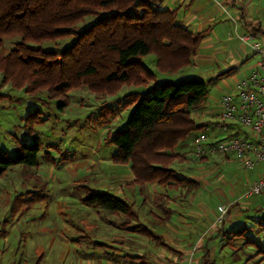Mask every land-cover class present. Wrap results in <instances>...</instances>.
Instances as JSON below:
<instances>
[{
	"label": "rangeland",
	"instance_id": "1",
	"mask_svg": "<svg viewBox=\"0 0 264 264\" xmlns=\"http://www.w3.org/2000/svg\"><path fill=\"white\" fill-rule=\"evenodd\" d=\"M94 21L95 18L87 17L77 29L82 30ZM16 41L4 39L0 53L6 54ZM69 42L67 38L44 47L64 48ZM247 52L250 60L246 64L250 67L258 57L249 49ZM142 61L154 73L156 83L190 77L207 81L206 108L196 111L200 116L195 121L207 124L203 130L207 143L222 141L231 134L232 130L224 131L218 125V103L231 92L234 75L208 76L207 67H191L193 59L188 67L174 74L159 72L153 55ZM242 77L241 73L235 74L237 79ZM153 83L149 81L146 87L121 85L111 93L92 92L85 85L72 88L67 92L69 106L60 114L54 102L41 106L23 90L13 89L10 83L2 85L0 74V93L11 96L0 98V148L12 157L17 144L33 141L23 128V118L37 106L44 110L46 120L35 127L41 144L38 165L12 167L0 178V264H141L129 259L131 256H143L149 264H203L206 248L210 252L206 264H264L263 253L257 256L254 248L244 246V239L232 241L229 246L223 233L226 219H232L233 228L243 222V217L252 216L248 219L253 223L254 217L264 215V192L239 200L257 168L247 170L239 161L219 154L196 156L192 140L187 138L186 154L173 165L184 168L179 169L183 175L199 178L200 182L194 190L186 187L172 193L174 202L181 207L179 216L174 214L171 221L162 222L160 206L169 204L163 195L153 194L154 187L161 188L135 186L134 179L126 178L133 175L130 167L112 163L116 147L110 142L111 136L124 125L132 109L124 103L136 102ZM39 97L46 99L44 94ZM104 105L114 114L99 115ZM119 188L124 196L129 192L128 202L139 217L130 222L131 226L146 225L162 235L160 244L123 229L124 218L82 203L90 190L118 194ZM124 196L120 195L125 199ZM189 203L194 204L197 213L208 215L206 225L188 219L185 208ZM222 205L227 207L224 214L218 210ZM162 244H169L176 251H167ZM202 248L201 257V251L196 249Z\"/></svg>",
	"mask_w": 264,
	"mask_h": 264
},
{
	"label": "trees",
	"instance_id": "2",
	"mask_svg": "<svg viewBox=\"0 0 264 264\" xmlns=\"http://www.w3.org/2000/svg\"><path fill=\"white\" fill-rule=\"evenodd\" d=\"M87 17L95 21L78 30ZM203 37L183 26L177 20V9L162 6V0H0V49L4 39H17L11 50L0 53L1 84L23 90L41 106L54 102L56 112L63 114L69 106L67 92L72 88L85 85L92 92L111 93L121 85L146 87L149 81L154 82L136 102L124 103L132 109L124 125L111 136L116 147L112 163L130 165L135 186L156 185L166 192L186 187L194 190L198 184L173 164L181 159L175 150L191 134L207 127L197 123L192 112L204 103L208 82L190 77L156 83L154 73L142 60L153 55L159 72L174 74L191 64ZM67 38L70 42L64 48L44 47ZM6 97L11 98L0 93V98ZM43 111L37 106L23 118L31 143L17 144L12 157L0 148V178L12 167L38 165L41 144L35 127L46 121ZM105 113L114 114L104 105L99 115ZM82 203L124 218L121 226L127 231L158 244L162 240L144 224L132 227L130 222L138 221V214L133 204L116 194L90 190ZM160 209L164 215L160 219L168 221L171 210L163 205ZM254 219L223 231L224 239L229 246L244 239L245 247L264 257V215ZM209 256L206 248L203 264ZM129 259L149 264L143 256Z\"/></svg>",
	"mask_w": 264,
	"mask_h": 264
},
{
	"label": "crops",
	"instance_id": "3",
	"mask_svg": "<svg viewBox=\"0 0 264 264\" xmlns=\"http://www.w3.org/2000/svg\"><path fill=\"white\" fill-rule=\"evenodd\" d=\"M162 6L167 7L170 10L177 9V20L181 22L183 26L187 27L193 33H202L204 35L196 55L192 58L194 62L191 66L192 68L203 65L204 67H207L205 71H207L208 76H218L233 69L232 72L227 74V76H223L228 77L234 75L232 80H234L235 74L237 75L241 73L244 75L249 73L251 67L257 60L251 64L250 67H248L249 64H246V62L249 61L250 58L247 56V49L250 50V47L241 43L237 36L243 34H252L254 35L256 41L264 44V0H162ZM245 67H247V69L243 70ZM205 71L203 70V72L206 74ZM199 108L205 109V104L203 103L200 107L193 110L192 117L194 119L195 117H199V114L196 113V110ZM209 113L211 112H208V114ZM184 143L175 150L176 154L181 156L185 153L186 144L184 145ZM224 157L227 158V156ZM230 159L232 158L228 157V160ZM126 166L127 168L130 167L129 165ZM255 168L257 169L251 174L252 177L250 181L257 180L264 173V164L255 166L253 170ZM178 169L183 170L184 168L178 166ZM126 178H130L129 180L131 181L134 179L133 175L131 174L126 176ZM191 178H193L194 180H192L199 184V178H194L193 176H191ZM156 188L157 187H154L153 194H159V197L160 195H163V199L169 204L164 206L171 210L172 214L169 220H172L174 214H176L178 217V208L181 207L177 206V203L174 202L173 199L175 196L172 195V193L176 190L166 192L161 187L160 190H157ZM117 192L118 194L116 195L119 197L120 195L124 196V193L120 188ZM244 193L240 195L239 200L248 198L247 196L245 197ZM128 196H124V198L129 200ZM172 196L174 197L172 198ZM189 204L190 205L185 208V214L188 217L190 216L188 219L192 222L197 221L198 224L201 223L203 226L206 225L205 220H208V215L199 212L197 213V210H194V204ZM175 206L176 209H173ZM240 207H242V205H240ZM244 208L246 210L249 209L246 206ZM186 215L185 219L187 220ZM246 215L247 214L244 216ZM243 218V222H239L240 224H238V226L251 223L252 221L249 222L248 218L253 219L252 216ZM231 220L232 219L230 218L224 220V224H226L227 227H230L232 225ZM176 223H178L177 220ZM226 228H224V231ZM183 236L187 237L188 235ZM163 237L169 239L165 235H163ZM206 238L207 237H202V239ZM165 250L176 251L173 249V247L172 249L168 248ZM196 250L201 251L202 257L204 248ZM181 252L184 253L183 250H181Z\"/></svg>",
	"mask_w": 264,
	"mask_h": 264
},
{
	"label": "built area",
	"instance_id": "4",
	"mask_svg": "<svg viewBox=\"0 0 264 264\" xmlns=\"http://www.w3.org/2000/svg\"><path fill=\"white\" fill-rule=\"evenodd\" d=\"M241 43L250 47L258 59L249 73L233 80L231 92L219 101V118L222 129L231 131L224 140L207 143L204 131L189 136L196 156L219 154L240 162L247 170L264 164V44L255 40L252 34L237 36ZM199 108L196 111H201ZM200 116V114L198 115ZM264 192V173L245 187V196ZM224 214L227 207H218Z\"/></svg>",
	"mask_w": 264,
	"mask_h": 264
}]
</instances>
